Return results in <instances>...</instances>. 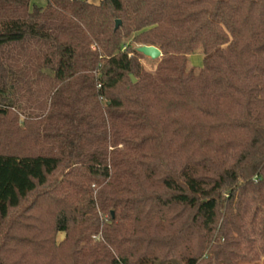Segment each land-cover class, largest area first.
<instances>
[{"label":"trees","instance_id":"1","mask_svg":"<svg viewBox=\"0 0 264 264\" xmlns=\"http://www.w3.org/2000/svg\"><path fill=\"white\" fill-rule=\"evenodd\" d=\"M45 1L0 0V264L260 262L264 0Z\"/></svg>","mask_w":264,"mask_h":264},{"label":"rangeland","instance_id":"2","mask_svg":"<svg viewBox=\"0 0 264 264\" xmlns=\"http://www.w3.org/2000/svg\"><path fill=\"white\" fill-rule=\"evenodd\" d=\"M38 4L40 5H44L45 4V0H35ZM137 47H139V45H134ZM160 58L158 59H152V58H149L146 56V58L142 59V70H143V74L145 76H148V77H151L153 76L156 68H157V65H158V62H159ZM189 68H194L195 70H199L200 68L203 67V54L198 51L197 53L195 54H192L189 56V65H188ZM65 238V234L64 233H59L58 234V239L59 240H63ZM245 257L247 258H250L249 256L245 255ZM263 257H262V260L256 264H264V261H263ZM250 260V259H248ZM187 264H197L196 262H193V261H186ZM254 262L253 261H243V264H253ZM143 264H154L153 261L151 260H145L143 262ZM201 264H209V263H201Z\"/></svg>","mask_w":264,"mask_h":264},{"label":"water","instance_id":"3","mask_svg":"<svg viewBox=\"0 0 264 264\" xmlns=\"http://www.w3.org/2000/svg\"><path fill=\"white\" fill-rule=\"evenodd\" d=\"M120 23L121 21L118 20L116 22V27H119ZM137 50L141 52L142 54H144L145 56L152 58V59H158L162 56L161 49L154 45H141L137 47ZM131 79L134 83L137 81V79L135 78L133 74H131Z\"/></svg>","mask_w":264,"mask_h":264},{"label":"crops","instance_id":"4","mask_svg":"<svg viewBox=\"0 0 264 264\" xmlns=\"http://www.w3.org/2000/svg\"><path fill=\"white\" fill-rule=\"evenodd\" d=\"M88 1L94 4H100L102 0H88Z\"/></svg>","mask_w":264,"mask_h":264}]
</instances>
